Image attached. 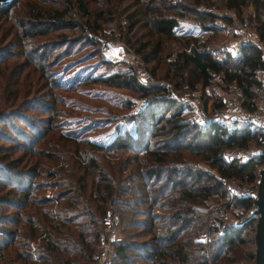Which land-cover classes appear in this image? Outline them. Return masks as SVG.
<instances>
[{
	"label": "trees",
	"instance_id": "1",
	"mask_svg": "<svg viewBox=\"0 0 264 264\" xmlns=\"http://www.w3.org/2000/svg\"><path fill=\"white\" fill-rule=\"evenodd\" d=\"M16 2L0 1V14L10 17V10ZM201 2L212 3L209 0L170 3L168 0H136L135 18L128 20V29L133 30L137 23L148 29L145 39L135 50L148 61L162 52L163 37L175 38L178 46L173 53L169 52L173 55L166 62V77L177 84L192 85L200 81L207 85L217 73L224 83L235 81L242 87L245 97H252L260 83L257 70L262 66L255 46L244 45L237 54L215 57L209 49L217 43L207 44H210L211 37L201 38L193 31L176 29L188 7ZM215 4L213 8L208 6L197 10L198 18L206 19L203 28H208L211 34L226 28V25L213 23L219 17L233 25L246 19L259 36L264 37V0H216ZM248 5L253 10L246 12ZM75 6L77 10L72 9L70 0H66L62 7L44 10L39 5L33 13L34 18H46L40 19L42 23H32L31 28L26 25L30 20L25 17L16 19L20 28L17 35L21 33L25 37L33 33L81 28L73 36L79 40L87 36V28L97 33L101 27L97 20L102 11L93 15L84 0H75ZM105 6L103 3L102 7ZM77 14L85 20H76ZM57 35L59 41H67L65 31H59ZM2 54L1 51L0 57ZM46 60L47 55L42 56L37 65L46 77L50 74L49 85L59 87L62 79H57L50 69L44 67ZM86 80L126 85L143 93L149 87V84L140 83L135 72L131 71L128 75L124 72L99 73ZM74 85L71 83L67 87ZM151 86L158 92L161 89L156 84ZM155 97V111L152 109L143 117L144 110L138 109L137 118L145 122V128L139 122L130 132L118 127L107 144L62 130L64 138L72 140L75 145L69 155L64 154L66 159L62 156L55 169L56 166L49 167L48 149L39 147L36 142L44 137L48 124H54L56 109L50 118L44 119L47 127L36 130L39 135L43 132L42 136L34 138L33 142L31 136H27V142L19 141V155L10 160L4 156L5 161L0 155V209L4 206L13 208L10 214L5 212L7 209L0 213V264H95L91 253L99 238L102 216L109 208L120 212V236L113 242L108 264H116L117 260V264H123L119 263L122 260L131 264H208V244L213 239L205 244L189 235L181 236V232L198 231L196 228L202 224L203 206L208 195L223 192L222 178H252L253 160H227L223 149L245 146L247 138L254 132L246 125L239 132L236 126L227 129L219 123L202 124L182 118L180 109L171 110L177 103L173 97L163 91ZM160 104L163 107H159ZM8 106L4 102L0 108V123L7 122ZM152 138L155 141L150 142ZM188 138L191 141H187ZM83 144L89 153L78 149ZM130 144L133 155L123 156L115 151ZM90 149H103V154L113 152L115 155L110 158L103 155L99 161ZM192 153L204 158L218 176L193 164L188 159ZM49 187L58 190L49 195L44 191ZM233 201L243 209L251 208L254 203L253 197L248 195H238ZM255 221L256 215L251 210L240 223L222 225L216 247L210 254L211 260L226 264L244 255L245 249L236 243L246 242L243 232L247 227L255 231ZM189 224L192 227L187 229ZM134 226L138 227L132 229ZM140 235L146 237L136 239ZM251 241L255 246L254 233ZM247 256L254 262V249L247 251Z\"/></svg>",
	"mask_w": 264,
	"mask_h": 264
},
{
	"label": "rangeland",
	"instance_id": "2",
	"mask_svg": "<svg viewBox=\"0 0 264 264\" xmlns=\"http://www.w3.org/2000/svg\"><path fill=\"white\" fill-rule=\"evenodd\" d=\"M7 1L16 2V0ZM65 1L17 0L15 6H12V10H10L12 11L10 12V17L0 14V52L2 51L3 53L0 57L2 58L0 61V108L3 107L4 102L10 107L7 108L5 114L7 122L0 123V155L3 161H5L4 156L5 159L10 160L19 155L21 151V147L17 150L19 141L27 142V136H31V142H33L34 138L43 135V132L41 135L36 134V130L39 131L41 128L45 129L47 127L44 119L48 116L50 118L54 109H56L53 118L54 124L50 125L49 123V128H47L44 137L36 142L39 147L48 149L50 155L49 163H51L49 167L56 166L54 169L58 167L65 153L69 155L74 150L75 143L64 138L62 130L69 131V133L78 137H87L107 144L113 139L118 127L121 129L127 128L130 132L136 122H139L145 128V122L142 123L141 119L138 120L137 118L140 114L138 109L144 110L143 117L145 113L148 115L152 109L155 111L157 108L155 106L157 102L155 95L162 91L167 95L170 94L165 91L167 89L164 88V84L167 85L169 90H172L170 92L174 94L173 98L177 102L174 107H171V110L180 109L182 118L194 119L202 124H210L204 122L203 114H210L213 111L212 106L215 105L218 95L225 93L223 92V85L220 81L211 80L209 85L203 86L200 81H197L192 85L187 83L189 86L184 87L183 83L177 84L173 79L166 77V62L173 55H169V52L172 51L171 53H173L176 46H178V41L175 38L163 37L161 42L162 52L148 61L144 60L142 54H140L141 52L136 50L138 43L145 39V32L148 28L142 23H137L133 30H129L127 25L128 20L135 18L133 13L136 0H84L93 15L102 11L100 18L97 20L101 25L99 31L96 33L87 28L85 30L87 38L84 35V38L79 40L73 39V36L81 31V28H66L48 33H33L31 36L25 37L21 33L17 35V31L20 29L17 24L18 19L25 17V19L30 20L26 25L31 28L32 23H42L43 20L40 19L46 18L41 17L39 20L34 18L33 13L36 11V7L40 5L43 10L52 7H62ZM70 1L73 6L72 9L77 10L75 0ZM173 1L177 2L178 0H168L169 3ZM179 1L183 2L184 0ZM209 1H212V3L201 2L198 5L188 7L184 17L179 19V24L176 28L179 31H193L201 38L211 37L212 41L210 40V44L207 43L208 46L224 41L229 36L227 27L213 34L208 28H203L202 23L206 19L198 18L197 10L199 11L208 6H211V8L216 6V0ZM103 3H106L104 8L102 7ZM215 9L217 8L215 7ZM218 9L221 10V8ZM252 10L253 7L251 5L245 8L246 12ZM215 19H219V17ZM76 20L83 21L85 19L77 14ZM213 23L217 24L216 21H213ZM59 31L68 33L67 41H59L60 37L57 35ZM89 35H92V37H89ZM105 39H114L121 43L127 52L130 51V53L134 54L133 61H124L116 56L106 57L102 51V42ZM44 55H47V63L44 67L50 69L57 79H62L64 86L62 84L59 87L49 85L48 78L50 74L46 77L43 70L37 65V60ZM141 69L148 73L146 78L139 73ZM130 71L135 72L140 83L149 84L146 92L143 93V91L126 85H112L86 80L99 73L124 72L128 75ZM71 83L75 85L68 88L67 85L69 86ZM151 84L159 86L161 88L159 92L156 89L153 90ZM161 84L163 87H161ZM12 100L13 103H10ZM192 101H194V104ZM160 106L163 107L162 104ZM169 111L170 109L167 112ZM131 116L132 119L130 118ZM134 116L135 118H133ZM225 123L224 126L227 129L236 126L239 132H242L244 125L252 129L249 124L243 121L231 122L228 120ZM253 132L254 135L249 136L246 140V147H254L257 144L258 139L255 138L256 130H253ZM23 134L26 135L25 138L22 137ZM153 139L155 138H152L150 142L155 141ZM187 141L191 140L188 138ZM79 147L87 151L85 144L79 145L78 149ZM131 147L130 144L125 149L121 147L116 148L117 150L115 151L123 156L127 154L133 155L134 150ZM238 147V145H234L224 148L223 153L226 151L237 152ZM90 152L91 154L96 153V158L99 161L103 155H106L107 158L115 155L113 152L103 154V149H90ZM66 155H64L65 159L67 158ZM191 155L188 159L192 160L193 164L212 172L215 177L218 176L215 169L199 154L192 153ZM43 177L38 176V178ZM225 178H227L228 182L225 184L229 185V187L238 185L241 188L251 180L233 176ZM57 190L58 188L56 187H49L48 190L44 191L49 192L50 195ZM221 190H224L223 187ZM226 198L227 193L225 190L222 193L217 191L209 194L203 206L202 224L196 228L198 231L196 233L181 232V236L189 235L195 240L201 241L200 233L208 228V224L212 219L221 216L219 227L208 228V241L211 243L213 239L212 243L208 244V264H217L218 260L213 262L210 254L216 247L222 225L234 224V222L240 223L251 213L250 209L252 208L243 209L242 206L233 203L234 197L231 198L229 203L225 202ZM5 209H7L5 212L9 214L11 213L10 211H13L11 206H4L0 209V213ZM113 209L109 208L108 210L116 213L120 221V212ZM136 227L138 226H134L132 229H136ZM191 227L192 224H189L187 229ZM116 233L119 237L120 224L116 227ZM253 233L254 230L251 227H247L244 230L243 236L246 242L236 244L245 249V254L238 256L231 262H226V264H253V259L247 256V251L253 250L255 247L251 241ZM144 237L146 236L140 235L136 236V239ZM190 244L193 245L192 243ZM8 253L10 254V252ZM111 256L110 259L112 258ZM2 262L5 263L6 261ZM122 262L123 264H131L125 260L119 263ZM117 263L118 260L116 261ZM224 263L220 262V264Z\"/></svg>",
	"mask_w": 264,
	"mask_h": 264
},
{
	"label": "built area",
	"instance_id": "3",
	"mask_svg": "<svg viewBox=\"0 0 264 264\" xmlns=\"http://www.w3.org/2000/svg\"><path fill=\"white\" fill-rule=\"evenodd\" d=\"M214 21L219 25H226L229 36L224 41L217 43L209 49L213 56L220 57L227 53L237 54L242 46L252 45L258 49L259 58L262 61V66L257 70L260 83L255 87L252 97H245L242 87L237 82L229 81L224 83L221 76L214 73L211 80L220 81L223 85V92L225 93L218 95L215 100V105L212 106L213 111L210 114H203L205 123H219L224 125L228 120L231 122L243 121L249 124L253 130H256L255 138H257L258 141L254 147L239 146L237 152L226 151L223 153V156L227 160H245L251 158L253 160V175L251 180L247 185H244L243 188L238 187V185L229 187V185H226L228 183L226 180L227 178H222L221 183L223 189L227 193L225 202H230L231 198L238 195H248L254 199L260 181V170L264 168V37H260L246 19L239 25L227 24L221 18L215 19ZM102 51L108 58L110 56H116L128 62H132L134 59V54L130 53V51L127 52L123 45L114 39L103 40ZM139 73L144 78L148 75L144 69L139 70ZM200 83L203 85L202 82ZM183 85L185 87L188 84L183 83ZM161 87H163L162 84ZM164 88L167 89L165 90L167 93H170L168 94L170 97L174 96V94L171 93L172 90H169L166 84H164ZM192 102L194 104V101ZM254 206L253 203L251 210L256 215ZM220 219L221 216L212 219L208 224V228L219 226ZM237 223L238 222H234V224ZM118 224V215L107 209L102 216V228L98 242L91 253V257L95 261V264H107L110 260V256L113 252V242L118 238L116 233ZM208 228L200 233L201 241L206 244L209 240Z\"/></svg>",
	"mask_w": 264,
	"mask_h": 264
},
{
	"label": "water",
	"instance_id": "4",
	"mask_svg": "<svg viewBox=\"0 0 264 264\" xmlns=\"http://www.w3.org/2000/svg\"><path fill=\"white\" fill-rule=\"evenodd\" d=\"M254 205L256 221L254 231L255 248L253 264H264V168L260 170V181L254 197Z\"/></svg>",
	"mask_w": 264,
	"mask_h": 264
}]
</instances>
